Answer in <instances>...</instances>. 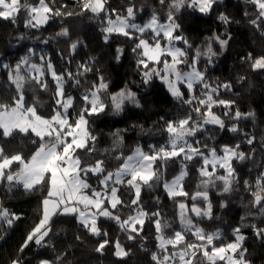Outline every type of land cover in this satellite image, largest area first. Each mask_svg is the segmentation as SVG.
<instances>
[{
  "label": "snow or ice",
  "instance_id": "6c2138e0",
  "mask_svg": "<svg viewBox=\"0 0 264 264\" xmlns=\"http://www.w3.org/2000/svg\"><path fill=\"white\" fill-rule=\"evenodd\" d=\"M55 0H37L30 3L29 0H0V19L10 20L13 24L21 12L26 14V28H40L54 16H72L74 13L62 11L61 5L53 8L50 3ZM80 13L93 14L100 18L106 25L101 30L104 33V41L107 43L112 35H122L134 40L132 48L137 56V67L143 69V82L147 84L154 76L159 78L166 86L172 97L181 104L190 107V112L183 118L168 121L164 131L168 134L167 143L156 148L150 146L145 152L137 146L131 154L125 155L116 151V147L122 143L119 133L116 147L113 148V159L118 161L113 170H109L106 160L95 156V143L97 137L93 135L89 127L88 117L103 112L106 108L101 94L108 89V83L103 76L85 90L80 97L82 107L75 111L74 115L69 109H74V98L66 95L65 76L74 79L76 85L80 80L68 71L57 73L53 64L40 57L42 64L30 62V55L21 57L14 66L0 63V68L7 70L8 81L14 86L15 95L10 102L0 101V141L10 143L20 135L32 137L31 143L34 150L25 155L23 152H8L5 144L0 143V182L6 181L9 185L20 184L28 191L35 190L37 186L46 183V196L42 201V216L39 223L27 235L20 246L23 252L30 243L45 246L46 237L51 231L50 221L53 216L63 215L75 217L77 222L92 236L103 237L97 242L95 252L103 255L109 245L114 249L113 255L124 259L131 255L125 250L119 239L110 241L108 232L102 231L98 225L100 218L113 221L119 230L127 235L128 240H135L144 231L146 221H150L154 230L156 251L150 254L152 264H249L245 259L247 252L243 248L246 237L241 233L240 227L233 229L234 240L217 246L215 241L220 239V233H208L197 227L195 217L211 218L212 205L209 200L208 188L216 187L217 182L222 185V192L229 193L237 181L235 170L232 167L233 160L243 161L246 156L240 151V144L223 145L219 147L202 144L195 139L198 133L207 130L208 125L216 126L224 130V119L214 108L221 107L225 111L224 117H231L238 121L254 117V112L242 114L238 109L233 113L235 101L220 98V90L231 91L230 83H209L205 79V72L197 67L201 55L207 56L209 63L216 55L211 44L207 51L201 53L197 50L193 58L188 60L187 48L191 45L181 35H177L180 25L176 22V13L183 8H190L201 14H209L214 4L219 0H170L169 11L166 19L161 21L156 13H153L148 21L143 24L135 23L138 9L134 3H130L123 11L107 7L108 0H78ZM255 10L256 16L249 23L256 28L261 27L264 21V0H248ZM166 0H159L160 5H165ZM249 15L245 12V16ZM218 19L225 25L231 23L230 18L221 13ZM58 36L69 37L67 27H62ZM221 49L228 45L227 39L220 35H213ZM47 43V40L44 41ZM176 42H183L186 48L176 46ZM80 41L70 44L71 51H75ZM117 60L123 53L122 48H117ZM29 53L32 50L29 49ZM250 62L252 71H264V55L254 57L248 53L242 58ZM183 66V67H182ZM186 69V70H184ZM46 71L50 74L55 84L52 99L54 107L51 115L43 116L39 113L38 102L27 103L25 98V83L33 82L40 91L48 90L45 79ZM92 71L87 64L78 65V76ZM246 77H240L243 82ZM197 86L200 92L197 94ZM188 92L187 98L181 90ZM112 106L116 112L122 110L125 101L137 104L135 93L130 90H120L110 96ZM233 133L240 131L233 124L229 129ZM211 138V137H210ZM191 140V142H190ZM255 137L246 139V143L252 145ZM83 153V155H81ZM179 158L181 161L180 172L171 181L163 180V170L169 160ZM194 160L200 162L197 169L200 182L197 191L189 196L183 188V181L188 175L187 163ZM157 161L163 163L157 167ZM17 167L14 169L13 166ZM89 177L96 178L95 186L89 182ZM162 183L167 196L177 200L178 219L181 230H171L172 225L162 218L159 210L148 212L141 202L143 187L151 188L154 184ZM245 187L252 197V206L264 214V172L256 178L254 184L244 181ZM130 189L131 198L127 201L121 199V188ZM179 197L190 199L178 200ZM198 201L206 204L200 207ZM225 205H221L224 207ZM127 208L129 214L122 217L118 212ZM19 219L14 213L0 205V221L9 227ZM244 218L242 217V220ZM257 237H264V228L251 225ZM191 235L193 240L186 239ZM79 239V237H77ZM60 257H56L59 260ZM12 264H21L20 260H13ZM39 264H55V261L41 260Z\"/></svg>",
  "mask_w": 264,
  "mask_h": 264
},
{
  "label": "trees",
  "instance_id": "16d2710c",
  "mask_svg": "<svg viewBox=\"0 0 264 264\" xmlns=\"http://www.w3.org/2000/svg\"><path fill=\"white\" fill-rule=\"evenodd\" d=\"M36 3L37 0H29ZM160 5L159 0H108L107 7L123 11L130 3H134L136 20L143 22L153 13L160 20L166 19L169 11L168 3ZM64 5L62 11L74 13L72 16H54L40 28H26V14L21 12L16 17L15 24L10 20L0 19V63L14 66L21 57L30 55V62L40 65L44 56L50 61L57 73L72 72L73 76L80 80L77 86L74 79L65 76V92L74 98L75 107L69 109L74 115L75 111L83 106L80 97L83 95L97 77L103 76L108 83V89L102 93V99L106 104L103 112L92 115L93 123L90 130L97 137L95 156L106 160L109 170L115 169L118 161L113 159L119 133L122 143L116 147V151L125 155L131 154L137 146H141L145 152L150 146L159 148L167 143L168 134L164 131L168 121L183 118L190 112V107L181 104L172 97L167 86L157 78L151 79L147 84L143 82V69L137 67V56L132 48L135 41L122 35H112L108 42L104 41L102 28L103 16L97 18L93 14L80 13L78 0H55L50 3L53 8ZM245 12L249 15L245 16ZM223 13L228 16L231 23L225 25L218 17ZM176 22L180 25L177 32L183 36L191 48H187L188 60L190 61L195 52L207 51L209 44L216 53L211 58L201 55L197 67L205 72V79L209 83H230L231 91L220 90V98L235 101L232 108L234 113L237 109L242 113L254 112V117L234 121L231 117H224L225 111L221 107L213 111L224 119L225 129L220 130L216 126L208 125L207 130L198 133L195 139L209 146L225 144H240V151L245 153L243 161L233 160L232 167L235 170L237 181L233 190L229 193L222 192V185L217 182L216 187L208 188L209 200L212 205L211 218L195 217L194 223L205 232L220 233V239L215 241L217 246L234 240L233 229L240 227L241 233L246 237L242 247L247 249L245 259L249 264H264V237H257L251 225L264 228V214L252 206V197L245 187L244 181L254 184L261 172H264V71H252L250 62L242 58L248 53L254 57L264 55V21L258 29L249 21L256 16L254 6L248 0H219L209 14H201L190 8H183L175 14ZM62 27H67L69 37L58 36ZM220 35L222 39L229 36L228 45L221 49L215 42L213 35ZM47 40V43L44 41ZM80 41L75 51H71L70 44ZM182 48H186L183 42H179ZM117 48H122L123 53L117 60ZM29 49L32 53H29ZM87 64L92 71L78 76V65ZM246 77L239 82L240 77ZM48 83L47 91H40L36 85L28 81L25 83V98L27 103L38 102V111L43 116L51 115L54 107L52 99L55 84L50 74H45ZM130 90L136 95L139 106L135 103L125 102L122 110L116 112L112 106L110 96L121 90ZM187 98L188 92L181 89ZM200 87L197 86V94ZM15 95L14 86L8 81L7 70L0 68V101L10 102ZM235 124L240 129L233 133L228 129ZM211 137V138H210ZM255 137L252 145L247 144V138ZM32 137L27 138L17 135L10 143L5 144L8 152H23L26 156L33 150ZM191 142V140H190ZM83 155V153H81ZM163 162L157 161V167ZM187 163L188 175L183 181L185 191L189 196L197 191L200 182L197 169L200 166L198 160ZM17 166L14 165L15 169ZM181 161L179 158L169 160L163 170V180L168 181L179 174ZM95 177H89L94 182ZM46 183L37 186L35 190L28 191L20 184L9 185L6 181L0 184V205L14 213L19 219L9 227L0 221V264H12L13 260L19 259L21 264H39L41 260L55 261V264H152L150 254L156 251L154 240L155 230L150 221H146L144 231L135 240H128L127 235L121 232L118 226L111 220L100 218L98 225L102 231L108 232V239H119L125 250L131 255L119 259L113 255L111 245L105 248L103 255L95 252L97 242L103 237L90 235L72 216L57 215L50 221L51 231L46 237L45 246L30 243L23 252L20 246L24 243L27 235L39 223L42 216V201L46 196ZM130 189L121 188V199L127 201L131 198ZM178 200L191 205L192 201L184 197ZM141 202L148 212L159 210L162 218L171 225V230H181L178 219L177 200L170 199L163 188L162 183L154 184L153 187H143ZM225 205L221 207V205ZM198 205L206 207L202 201ZM122 217L127 216V208L118 212ZM242 217L244 218L242 220ZM79 237V239H77ZM186 239L192 241L193 237L187 235ZM60 257L56 260V257Z\"/></svg>",
  "mask_w": 264,
  "mask_h": 264
},
{
  "label": "rangeland",
  "instance_id": "374dc122",
  "mask_svg": "<svg viewBox=\"0 0 264 264\" xmlns=\"http://www.w3.org/2000/svg\"><path fill=\"white\" fill-rule=\"evenodd\" d=\"M151 17V16H150ZM150 17L149 18H147V19H145L143 22H140V21H137L136 19H135V23H138V24H143V23H145L146 21H148L149 19H150ZM162 21V20H161ZM177 34V33H176ZM178 35V34H177ZM176 46L177 47H180V48H182V46L179 44V42H176ZM183 49V48H182ZM183 67V66H182ZM184 70H186V69H184ZM153 78H157V77H153ZM152 78V79H153ZM158 80H160L159 78H157ZM161 81V80H160ZM122 90V89H121ZM125 90V89H124ZM120 91V90H119ZM119 91H117V92H115V93H118ZM132 92V91H131ZM115 93H113V94H115ZM125 102H129V101H125ZM124 102V103H125ZM88 119H89V127H90V125L93 123V118L90 116V117H88ZM139 147H141V146H139ZM142 148V147H141ZM173 179V178H172ZM171 179V180H172ZM171 180H168V181H171ZM89 182L90 183H92L94 186H95V184H96V178H94V182H92V181H90L89 180ZM2 182H0V184H1ZM183 188H184V186H183ZM184 190H185V188H184ZM141 193H142V191H141ZM201 207V206H200Z\"/></svg>",
  "mask_w": 264,
  "mask_h": 264
},
{
  "label": "crops",
  "instance_id": "0c3cea01",
  "mask_svg": "<svg viewBox=\"0 0 264 264\" xmlns=\"http://www.w3.org/2000/svg\"><path fill=\"white\" fill-rule=\"evenodd\" d=\"M53 218V217H52Z\"/></svg>",
  "mask_w": 264,
  "mask_h": 264
}]
</instances>
